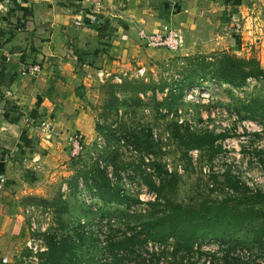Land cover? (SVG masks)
I'll return each mask as SVG.
<instances>
[{"label": "rangeland", "instance_id": "1", "mask_svg": "<svg viewBox=\"0 0 264 264\" xmlns=\"http://www.w3.org/2000/svg\"><path fill=\"white\" fill-rule=\"evenodd\" d=\"M152 33L155 32L145 34ZM141 39L146 47L152 48L151 56L146 55L142 65L132 61L125 72H110L111 75L103 79L95 71L90 72L88 85L80 94L84 104L81 109L92 115L95 125L97 122L104 125L105 133L112 128L117 132L116 136H120L121 123L140 130L143 135L151 132L153 151L141 152L131 144L112 140L110 144L117 148L118 158L111 155L109 160H114L120 167L125 162L139 164L140 157L146 156L150 161L160 162L167 170L171 169L168 172L175 175V182L166 192L167 200L163 197L156 200L155 196L151 199L152 192L140 178L142 170L152 172L151 164H139L137 169H120L121 183L119 178H113V183L124 188L134 200L126 202L128 205L102 203L84 186L81 178H78L79 190L73 192L68 180L78 168L91 165L94 158L102 160V164L108 163L107 172L114 173L113 164L101 157L107 140L94 127L93 137L84 139L79 157L71 158L68 152L69 158L57 172L52 177L49 174L42 178L40 193L18 197L23 228L22 241L14 257L21 259L22 264H37L40 252L45 250L48 234H53L59 241H75L77 255L83 264H112L103 246L105 241L121 240L126 233L140 228L143 222L166 211L169 202L197 206L203 200L214 202L232 196L242 198L249 205L253 193L264 191V115L249 118L243 108L250 100L264 98V79L248 78L244 84L235 86L207 75L200 79L199 85L186 88L177 101L171 102L169 94L170 88L174 87L171 84L186 75L191 60L197 61V56L226 52L243 59L254 58L264 69V42L258 44L252 37L247 41L238 38L236 45L228 50L181 55L154 47L145 37ZM155 49L166 52H160L163 56L155 55ZM140 69L142 74L138 72ZM114 76L120 80H114ZM125 80L146 82L154 86L155 92H138L140 100H137L128 86H120ZM110 84L118 85L115 88L119 99L116 104H109ZM123 88L127 91L122 92ZM132 95L131 100H126ZM108 104L116 106L117 111L107 107ZM186 127L197 133L205 130L225 133L226 137L217 141L221 151L211 155L206 149H191L185 156L186 149L179 142ZM226 174L238 188L226 180ZM262 222L253 220L241 232L224 239L205 238L191 252L176 251L172 239L163 244L148 242L137 246L133 253L121 252V264H264V235L259 242L253 240ZM83 230L94 234L88 232L83 234V239H78ZM92 256H96V260L89 263Z\"/></svg>", "mask_w": 264, "mask_h": 264}, {"label": "crops", "instance_id": "2", "mask_svg": "<svg viewBox=\"0 0 264 264\" xmlns=\"http://www.w3.org/2000/svg\"><path fill=\"white\" fill-rule=\"evenodd\" d=\"M0 5L7 7L0 9L4 262L13 261L22 241L18 197L40 193L42 178L52 177L69 158L74 133L83 142L93 137V117L81 109L86 74L125 72L132 61L142 65L152 48L138 36L140 30H179L181 55L228 50L238 38L264 42V0H0ZM154 52L163 56L166 50ZM34 63L41 67L37 75H21Z\"/></svg>", "mask_w": 264, "mask_h": 264}, {"label": "trees", "instance_id": "3", "mask_svg": "<svg viewBox=\"0 0 264 264\" xmlns=\"http://www.w3.org/2000/svg\"><path fill=\"white\" fill-rule=\"evenodd\" d=\"M197 61L191 60L190 68L187 69L186 75L174 82L173 88H170V101H177L184 95L186 88L197 86L201 83L200 79H204L207 75L215 78L221 82L231 85L240 86L245 83L248 78H263L264 69L260 67L259 62L254 58L243 59L236 55H231L226 52H213L208 56H197ZM79 63H77L78 65ZM79 69V66H77ZM120 86L129 87V91L137 97V93H145L147 90L155 92L154 86L146 82H132L124 81ZM117 84H110V100L109 104H116L119 99L115 94ZM163 89V86H160ZM127 89L123 88L122 92ZM132 96L126 98L131 100ZM154 97V95H153ZM107 107L115 109L116 106ZM169 106V105H168ZM243 108L249 113L248 117L264 115V98L261 100H250ZM95 129L97 132L102 133L107 140L105 148L102 150V158L110 161L114 166V173L111 177L108 176L107 164H102L97 159L89 166H84L75 170L74 175L68 180L69 187L73 192L79 190L78 178H81L84 186L102 203L114 204H127L131 199L120 185L113 183L114 177L120 179L122 182V175L119 172L124 167L139 168V164L152 165V172L145 173L142 170L141 177L148 187V189L155 195V199L164 198L167 200V190L172 189L175 182V175L168 170L158 161L149 160L146 156L140 157L139 164L133 165L132 162H125L122 166L118 167L112 158H118L117 148L112 144V140L121 141L122 143L131 144L134 149L150 153L153 151L151 142V132L143 135L140 130H135L131 126H126L125 123L120 124L118 132L120 136L112 128L103 132L104 125L99 122L96 123ZM225 133H214L209 130L200 133L190 131L188 127L180 138V146L186 151L191 149L208 150L211 155L221 151V144H218L219 139H224ZM146 159L148 161H146ZM105 161V162H106ZM114 175V176H113ZM231 176L226 174V180L229 181L233 187L238 188L235 181ZM251 204L244 203L240 197L226 196L219 201L203 200L197 206L183 205L181 203L169 202L167 210L155 216L154 219H149L140 225L137 230H131L121 240L110 239L105 241L104 248L107 251L112 264H121L123 257L121 252L133 253L137 246L147 244L148 242L163 244L172 239L176 246V251L191 252L201 240L205 238H213L215 240L224 239L233 234L241 232L247 223L253 220H263L253 236L254 241H260L264 235V191L257 190L250 197ZM128 205V204H127ZM65 210V206L62 207ZM82 225V224H81ZM83 226V225H82ZM87 230H83L78 239H83V234H88ZM93 233V232H90ZM94 234V233H93ZM77 245L71 239L57 240L53 234H48L45 243V250L40 252L37 264H83L76 252ZM96 260V256L89 257L88 262ZM0 264H22L21 259L15 258L12 262H4L0 260Z\"/></svg>", "mask_w": 264, "mask_h": 264}, {"label": "built area", "instance_id": "4", "mask_svg": "<svg viewBox=\"0 0 264 264\" xmlns=\"http://www.w3.org/2000/svg\"><path fill=\"white\" fill-rule=\"evenodd\" d=\"M0 9L2 10H6L7 7L0 5ZM235 27L238 29L239 25L236 24ZM138 36L140 38H144L146 39V41L148 42V44L154 46V47H158V48H165L168 50H172V51H176L182 44V36L179 30L177 29H169L166 32L160 33V32H155L152 33L150 35H146L145 32H143L142 30H140L138 32ZM41 70V67L39 65V63H34V64H30L25 66L22 70H21V75H37ZM142 69H140L138 72H140L142 74ZM139 73V74H140ZM95 74L100 78H106L108 76H110V73L104 72L102 70H97L95 71ZM86 77V78H85ZM91 77V74L88 73L84 76L85 79H89ZM114 80H120L118 76H114L113 77ZM84 142L82 140V137L80 134L74 133L70 139V145H69V155L71 156V158H77L79 157V155L81 154V150L83 148ZM94 156H92L93 158ZM96 159V158H94ZM146 161H148L146 159ZM168 171H171V169L168 168ZM109 177H111V174H109ZM123 180V178L121 179ZM0 187H2V182L0 181ZM147 187V186H146ZM151 199L154 198V194L151 193ZM264 239V238H263Z\"/></svg>", "mask_w": 264, "mask_h": 264}]
</instances>
